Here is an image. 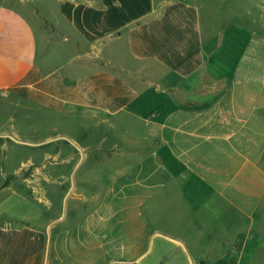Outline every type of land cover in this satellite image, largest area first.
I'll return each mask as SVG.
<instances>
[{
    "label": "crops",
    "instance_id": "crops-1",
    "mask_svg": "<svg viewBox=\"0 0 264 264\" xmlns=\"http://www.w3.org/2000/svg\"><path fill=\"white\" fill-rule=\"evenodd\" d=\"M221 3L0 0V264H264V0Z\"/></svg>",
    "mask_w": 264,
    "mask_h": 264
},
{
    "label": "rangeland",
    "instance_id": "rangeland-1",
    "mask_svg": "<svg viewBox=\"0 0 264 264\" xmlns=\"http://www.w3.org/2000/svg\"><path fill=\"white\" fill-rule=\"evenodd\" d=\"M211 1H213V0H211ZM240 1H244L246 3V9L248 10V8H247L248 7V0H240ZM222 5L223 4L221 3V0H217V7L218 8H219V6L222 7ZM223 8H224V5H223ZM0 119H1V121L3 120V118L1 116H0ZM23 138L24 137H13V136L11 138H9L11 141H9L7 144H5L6 146H3L0 149V165L4 161L3 159L5 157H9L10 159H8V160L10 161L12 159V157H13V154L15 152L16 153H22V152H24V151L27 150L26 147L21 146V145H25V144H23L22 140H20V139H23ZM7 161H5V162H7ZM5 162H3V163H5ZM32 174H33V171H31L30 169H28L26 171V173H23V176H25L26 178H29V177H31ZM39 186L40 185L33 184V183H26L25 184L24 189L22 191V194H24V193L26 194L27 193L26 194L27 197H29L32 200H27L26 204L25 205L23 204V206H20V205L17 206L16 205L14 207V201H11V199H9L4 194H1L0 195L1 196V199H3V200H0V201L2 202L3 206H5V208H9V211L11 212V215H12L10 219L13 220V222L16 221V219H19L18 218L19 215H15V212H13L15 209H16L17 212H20V213L22 212L23 209H26L27 211H30L31 209H32L31 211H35L36 210V208H37V206H36L37 205V201L35 200V197L37 195H39V193L37 194L35 192V188H39ZM4 187H8L9 188L7 190L9 195H11L10 192L12 190H17V185H12L11 184V185H6V186L5 185H0V191ZM19 192H21V191H19ZM13 208H15V209H13ZM2 214H3V212H0V218L3 217Z\"/></svg>",
    "mask_w": 264,
    "mask_h": 264
}]
</instances>
